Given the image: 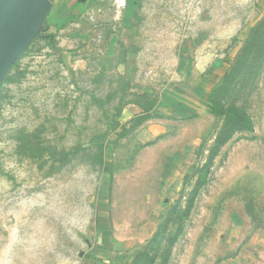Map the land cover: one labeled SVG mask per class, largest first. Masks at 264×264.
<instances>
[{"label":"rangeland","instance_id":"obj_1","mask_svg":"<svg viewBox=\"0 0 264 264\" xmlns=\"http://www.w3.org/2000/svg\"><path fill=\"white\" fill-rule=\"evenodd\" d=\"M123 1L55 26L15 0L0 22V264H264V14ZM222 85L253 131L220 136Z\"/></svg>","mask_w":264,"mask_h":264},{"label":"trees","instance_id":"obj_2","mask_svg":"<svg viewBox=\"0 0 264 264\" xmlns=\"http://www.w3.org/2000/svg\"><path fill=\"white\" fill-rule=\"evenodd\" d=\"M254 38H255V34H253L251 39L249 40V43L247 44V48H246L247 50H244L245 52L242 51L244 53H241L240 58L238 59L239 61L242 62L244 60L245 56L247 57L249 46H250V44H252L254 42ZM248 60L250 61V59H247V62H249ZM235 69L236 68H234V71H235ZM228 77H229V75H226L225 80L228 79ZM224 86L225 85L220 86L208 98L209 109L213 112H217L221 116H224L223 129L221 130L220 136L224 135V133H226V132L227 133L232 132V134H234V133L243 132V131H253L254 123L248 115L242 113L235 106L225 108L224 105H222L221 101L219 102V96L218 95H219V92L224 88ZM143 109H144V113L141 116H138L137 118H135L134 120L142 122V121H148L151 119V117H152L151 109L150 110H147L145 108H143ZM220 136H219V139H220ZM224 138H223V140H224ZM209 166H210V164L207 165L206 169L201 170V178L199 180V184H202L205 181L207 169L209 168ZM161 234H162V231H159L157 233V235L155 236V238L152 240V242H155ZM149 256H150L149 253L147 251H145V252H143L137 256L135 263L139 264L141 262V260L143 261L145 259H148ZM153 261H154V256H151L150 262L153 263Z\"/></svg>","mask_w":264,"mask_h":264},{"label":"crops","instance_id":"obj_3","mask_svg":"<svg viewBox=\"0 0 264 264\" xmlns=\"http://www.w3.org/2000/svg\"><path fill=\"white\" fill-rule=\"evenodd\" d=\"M98 1L99 0H47L50 11L48 23L55 26H62L72 21L74 16L77 18L79 15L80 19V16L89 12ZM138 1L139 0H124L123 2H127V5H134ZM254 2L259 8L260 15L264 14V0H254ZM137 252V250H130L125 256L130 260ZM118 258V256L115 258L112 257L110 251H108L105 258H100L96 261L97 263L91 264H104V261L110 263L112 260L117 262Z\"/></svg>","mask_w":264,"mask_h":264},{"label":"water","instance_id":"obj_4","mask_svg":"<svg viewBox=\"0 0 264 264\" xmlns=\"http://www.w3.org/2000/svg\"><path fill=\"white\" fill-rule=\"evenodd\" d=\"M15 0H0V22L5 17ZM47 2V0H46ZM48 5V2H47ZM49 9V6H48Z\"/></svg>","mask_w":264,"mask_h":264}]
</instances>
